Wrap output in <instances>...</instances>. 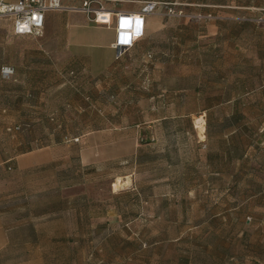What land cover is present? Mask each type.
<instances>
[{
  "label": "rangeland",
  "instance_id": "1",
  "mask_svg": "<svg viewBox=\"0 0 264 264\" xmlns=\"http://www.w3.org/2000/svg\"><path fill=\"white\" fill-rule=\"evenodd\" d=\"M101 1L111 8L158 1L164 4L155 14L175 23L222 16L264 23L261 9L213 6L228 0ZM17 46L12 21L1 18L0 64L17 59ZM145 89L139 85V94ZM112 102H105L108 110L116 105ZM121 106L139 119L122 115L105 124L100 119L106 127H122L114 137L82 135L95 127L92 108L79 112L53 104V121L43 130H53V136L42 135L38 142L53 139V161L24 171L12 165L0 169V208L9 237L0 264H264V105L252 104L250 119L236 112V120L226 119L231 105L217 107L208 139L200 123L198 132L183 135L171 122L163 131L167 135L155 136L141 118L145 113L137 111L146 105ZM137 122L143 124L136 127ZM198 139L217 150L232 145L231 165L180 162V146ZM20 140L11 132L0 147L12 154ZM165 145L169 155L159 151Z\"/></svg>",
  "mask_w": 264,
  "mask_h": 264
},
{
  "label": "crops",
  "instance_id": "2",
  "mask_svg": "<svg viewBox=\"0 0 264 264\" xmlns=\"http://www.w3.org/2000/svg\"><path fill=\"white\" fill-rule=\"evenodd\" d=\"M82 3L83 0H63L67 6L79 7ZM215 4V7L264 11V0H228ZM141 7H107L113 15V24L109 26L95 23L79 10L49 11L40 36L17 35L12 23L13 38L18 45L17 59L3 60L0 64V140L11 132H18L21 140L12 154L0 147V169H10L12 165L24 171L53 161V139L43 145L38 142H42V135L53 136V130L48 133L43 130L48 120L53 121L55 103L79 112H89L90 108L95 111V127L83 136L112 132L116 137L122 127L118 124L106 127L100 124V119L104 124L123 116L138 120V116L122 111L121 104L131 108L143 104L146 106L137 111L145 113L141 118L153 135H159L158 131L167 135L163 131L169 129L171 122H177L178 134L190 135V131L198 132L200 123L207 139L211 134L208 125L217 107L231 105V113H225L226 119L238 117L236 112L243 119H250L252 104L263 107L264 23L239 21L231 16L210 22L180 18L175 23L154 13L146 17L144 36L117 58L113 47L117 38L115 13H135ZM4 67L14 69L10 78L1 74ZM139 85L146 88L144 95L139 94ZM75 91L80 95H74ZM108 95L115 97L111 102L119 106L108 110L105 107V102L111 103L106 100ZM80 104L88 106L79 107ZM174 105L176 110H171ZM142 124L137 122L134 126ZM203 140L180 146V162L188 166L194 163L195 167L200 162L208 168L217 166L218 162L220 167L233 162L232 145L217 150L202 144ZM116 142L119 140L115 138L112 144ZM159 151L169 155L170 147L165 145ZM44 156L48 158L43 160ZM8 242L0 208V249Z\"/></svg>",
  "mask_w": 264,
  "mask_h": 264
},
{
  "label": "built area",
  "instance_id": "3",
  "mask_svg": "<svg viewBox=\"0 0 264 264\" xmlns=\"http://www.w3.org/2000/svg\"><path fill=\"white\" fill-rule=\"evenodd\" d=\"M161 4L164 3L146 1L138 12L115 13L117 38L113 47L117 52V58L125 55L144 36L146 17L156 13ZM72 9L86 13L89 19L97 24L108 26L113 24L112 12L101 0H83L79 7L64 5L63 0H0V19H10L17 35L40 36L43 33L47 12ZM168 14L175 15L172 9H169ZM13 73L14 69L10 67L1 69V74L5 78H10Z\"/></svg>",
  "mask_w": 264,
  "mask_h": 264
},
{
  "label": "trees",
  "instance_id": "4",
  "mask_svg": "<svg viewBox=\"0 0 264 264\" xmlns=\"http://www.w3.org/2000/svg\"><path fill=\"white\" fill-rule=\"evenodd\" d=\"M237 119V117H235V120ZM242 156V155H241Z\"/></svg>",
  "mask_w": 264,
  "mask_h": 264
}]
</instances>
